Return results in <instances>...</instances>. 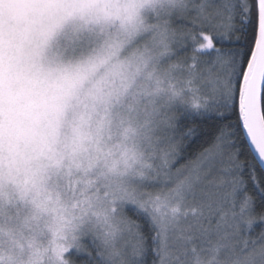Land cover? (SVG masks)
Masks as SVG:
<instances>
[{
	"label": "snow or ice",
	"instance_id": "6c2138e0",
	"mask_svg": "<svg viewBox=\"0 0 264 264\" xmlns=\"http://www.w3.org/2000/svg\"><path fill=\"white\" fill-rule=\"evenodd\" d=\"M0 264H264V0H0Z\"/></svg>",
	"mask_w": 264,
	"mask_h": 264
}]
</instances>
